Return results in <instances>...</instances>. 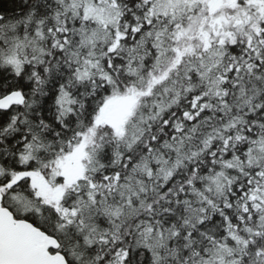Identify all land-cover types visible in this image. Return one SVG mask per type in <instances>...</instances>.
Here are the masks:
<instances>
[{
  "label": "snow or ice",
  "instance_id": "1",
  "mask_svg": "<svg viewBox=\"0 0 264 264\" xmlns=\"http://www.w3.org/2000/svg\"><path fill=\"white\" fill-rule=\"evenodd\" d=\"M0 264H264V0H0Z\"/></svg>",
  "mask_w": 264,
  "mask_h": 264
}]
</instances>
